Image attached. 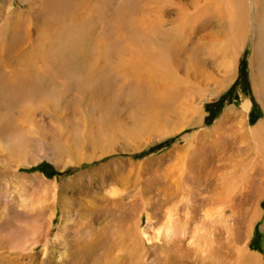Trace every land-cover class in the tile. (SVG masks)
Wrapping results in <instances>:
<instances>
[{"label": "rangeland", "instance_id": "374dc122", "mask_svg": "<svg viewBox=\"0 0 264 264\" xmlns=\"http://www.w3.org/2000/svg\"><path fill=\"white\" fill-rule=\"evenodd\" d=\"M76 1L0 0V129L7 127L0 134V264H247L242 247L264 258V126L256 137L242 132L264 125L251 68L256 0H241L250 31L244 26L246 38L231 43L228 77L215 68L222 54L214 45L226 40L221 17L201 13L186 47L199 46L203 73L215 71L222 81L203 82L198 94L173 93L171 110L182 114L186 100L194 109L171 115L163 136L133 139L119 129L138 115L132 96L119 99L126 84L118 78L110 86L109 69L92 98L83 97L75 67L98 60L101 38L105 60L97 66L115 65L141 18L160 19L164 29L163 21L179 19L177 7L172 0ZM106 92L119 100L111 110ZM204 130L209 140L198 137ZM204 234L216 250L208 259L197 245Z\"/></svg>", "mask_w": 264, "mask_h": 264}, {"label": "bare ground", "instance_id": "6f19581e", "mask_svg": "<svg viewBox=\"0 0 264 264\" xmlns=\"http://www.w3.org/2000/svg\"><path fill=\"white\" fill-rule=\"evenodd\" d=\"M78 1H80V2L82 1L81 3H83L86 0L85 1L78 0ZM174 1H176V0H172V4H175L177 7L176 13H177V16L179 19H176V21H174V23H172L171 25L167 24V23L164 24V21H163V26L167 25V27H165L163 29V27L160 28V26H158V24H157L162 20L154 19V18H150V17L146 18V17H148L147 15L145 16V19L141 18L140 23L137 25V27L135 25V28L137 30L138 35H136V33H135V37L131 38L129 40L130 44L127 43L128 45L125 46V49L122 51H119V53L122 52L123 54H122V57L118 61H115L116 62L115 65L109 67L108 65H103V63H102V65L97 66V63L99 60H105L104 55H103V50H102L103 46H104L103 45V38H101V39H98V41L96 42V46L98 49L96 50V52L94 54V55L99 57V58L97 57L98 60H96L95 58H92L90 61L87 62V66L86 65L83 66L81 64L80 67H78V68L75 67V70L77 69V72L80 73V77L78 75L79 81L77 80V82L83 83L82 87L79 86L80 87V92H79L80 96H83V97L88 96L89 98H92V96H91L92 91L95 92L94 90H95L96 83H97L98 79L104 78L109 69L113 73L112 77H114L113 82L112 83L109 82L110 86H112L114 84V81L117 80L118 78H120L122 80V84H124V85L126 84V86L123 88V90H121V92H120V89H118L119 90L118 92H120L119 95L121 96V97H119V99H125L124 97H126V96L127 97L132 96L133 100H134V102L131 104L132 108H133V112H135V114H138V115L136 116L134 114L136 117L133 118V123H132L133 126H130L127 129H125V128L122 129L121 127H119V129H121V132H122V130L124 132H126V135L129 137H132V139H133V137H138L140 135V133H143V132H147L148 135L160 134L163 136L164 134L167 133V131L165 130L164 127L167 125H170V123L172 122L170 120L171 115H172V117L173 116L175 117V115H182L185 117L186 113H189L190 110L194 109L191 106L189 100H186L185 103L184 102L182 103L183 104V107H182L183 110L181 109L182 114H180V112L177 111L178 109L177 110H174V109L171 110V108H172L171 100L173 99L172 98L173 93H175V94L188 93L191 95L198 94L204 90V88L202 86L203 82L210 84L211 81H214L215 83H219L220 81H222L223 77L218 76V75L215 76V71H208L207 73H203L204 67L201 63L202 59L200 56L201 51L198 50L199 46L192 45L190 48L186 47V44L189 41L188 33L190 35H191V33L195 34V32H196L195 31V24L198 22V18H199V16H201V13L207 14V15L212 14V16L221 17V20H222L221 25H222V29H224L223 32H225V34H226V40H224L223 44L221 43L220 45L219 44L214 45V47L218 50V52H221V54H222L221 60L216 61V64H218V65L215 66V68L220 69L221 71L226 70L225 72L228 74L227 77L231 75V72H233L232 71L233 58H231L232 54H231V47H230L232 45L231 43H233L234 40L237 39V37H241L242 39L246 38L245 34H243L244 38L242 37V28L244 26L247 27V29L250 31L249 25H248V23H249L248 22V20H249L248 7L249 6L247 7L246 4L244 6L242 4L241 0H210V1L209 0H187V3L182 1V0L176 1L175 3H174ZM223 1L224 2L226 1L227 4L230 5V7H231V10L229 12L230 16L228 17L226 22L223 21V19L225 17L224 14H226V12H227V11L223 12V10H224ZM261 1L264 2V0H261ZM56 2L57 3L52 2L53 5H50L51 10H54L56 8L55 7L56 5H58V7L60 6L58 1H56ZM74 2L77 3L76 0H74ZM87 4H89V3L87 2ZM255 4L257 6V10L259 9V11H260V16L258 14L259 11H257V18L255 19L256 25L254 26V28H255V40H254V46H253L254 47L253 53H252V57H251V68H252V78L254 80V85H255V91H256L258 98L260 99V101L262 103L263 108H264V3L262 4V7H263L262 11L260 9L261 8L260 0H256ZM188 5H190L194 10L193 11L189 10ZM82 6L84 7V3ZM87 11H88V9H87ZM140 12H142V11H140ZM140 14L142 15V13H140ZM144 14L142 15L143 17H144ZM71 15H72V11H71ZM231 16H232V18H230ZM258 16H259V18H258ZM79 17H80V15H79ZM146 19H147V22L145 21ZM246 20H247V23H246ZM91 28H92V26H91ZM91 28H88V34L92 32ZM105 34H106V32H105ZM130 34H132V33H130ZM160 34H162L163 36L162 35L159 36ZM82 36H80L79 39L84 40V38ZM175 38H177V39L175 40ZM75 39H77V38H75ZM87 41H89V40H87ZM84 42L85 41H83V44H84ZM199 42L201 44H204L205 41L201 40ZM125 43H126V40H125ZM217 43L218 42H216L215 44H217ZM118 49H120V48H118ZM107 53H108V51H107ZM182 57L187 59L186 62L184 61V59H182ZM30 58H31V56H30ZM84 62L85 61H83V63ZM25 63H27V62H24L23 64H25ZM35 63L37 64V62H35ZM99 64H100V62H99ZM32 66L33 65H30V68H32ZM28 67H29V65H28ZM49 67L51 68V66H49ZM18 69H19V67H18ZM212 70H215V69H212ZM233 70H234V64H233ZM37 71H38V69H37ZM30 72H31V70H30ZM38 72H35V73H38ZM77 72H75V73H77ZM182 73H184V75H182ZM62 74H63V71H62ZM64 74H65V72H64ZM204 74H205V81L202 80V77ZM34 75H36V74H34ZM38 75H39V73H38ZM81 75H83V76H81ZM224 75H222V76H224ZM22 77H24V76H22ZM35 78H36V76H35ZM190 78L192 80H195V81L189 82L188 80H191ZM225 79H226V77H225ZM35 81H33V83ZM41 81L42 80H39L40 84H41ZM54 82H56V81H54ZM225 82H226V80H225ZM27 83H29V82H26V84ZM36 83H37V81H36ZM76 84H78V83H76ZM91 84H93V88L91 90L90 89L88 90V87ZM101 85H103V84L101 83ZM27 86H24V88L25 87L27 88ZM98 86H99V84H98ZM131 86H132V88H131ZM40 87H42V85ZM60 88L61 87H59L58 90L62 91V89H60ZM115 88L116 87H114V89ZM34 89H37V88H33V91H34ZM49 89H47V90H49ZM96 89H97V92H104L103 88H101V87H98ZM23 90H25V89H23ZM63 90H65V89H63ZM61 91H59V92L61 93ZM35 92H36V90H35ZM45 92H46V90H45ZM24 93L25 92L23 91V96H25ZM35 94H37V93H35ZM106 94H108L109 96H107V98H104V101H109L108 108H109V110H111L112 108H114L113 103L119 102V100L115 99V96H113L112 94H109L108 92H106ZM59 95H61V94H59ZM65 95H66V93H65ZM144 96H145V98H144ZM36 97H38V96H36ZM3 98H4V96H3ZM143 98H144V100H143ZM19 99H20V97H19ZM27 100H30V99H29V97L26 96L25 101L27 102ZM58 101L60 103V100H58ZM30 102H31V100H30ZM79 102H82V104L84 106V103H83L84 100L78 101V104H79ZM7 103H8V101H7ZM43 103H41V104H43ZM51 103H53V102L51 101ZM249 103H247L248 106H249ZM18 104L20 106V102ZM248 106L246 105V107H248ZM246 107H245V109H246ZM20 108H22V106H20ZM136 108H138L139 111L141 109V111L140 112L138 111V113H136V111L138 110V109L136 110ZM6 109L8 111V107ZM39 109H42V107ZM17 110L20 111L18 108H17ZM170 110H171V112H170ZM57 111L59 112V110H57ZM107 111H108V109H107ZM168 112H170L171 114H169ZM3 113H4V111H3ZM30 113L33 114L34 112H30ZM47 113H48V111H47ZM9 114H12V116H15L14 112L10 111ZM16 114H17V111H16ZM17 116L21 118V116L23 117L24 114L21 116L20 115H17ZM31 116H33V115H31ZM28 120H30L31 122L34 121V119H32V120L28 119ZM25 121H26V119H25ZM176 121H177V119H176ZM4 124H6V123H4ZM263 126L264 125L257 126L258 128L255 130H253V129L248 130V128L245 126V128H243L242 132L245 135L246 134L247 135H253V136L258 135V134L261 135V133H262L261 129ZM4 127H6V126H4ZM23 127H24V125H22V128ZM122 127H124V126H122ZM6 128H4V129L6 130ZM4 129H2V127H1L0 134H2V135L4 134V132L2 131ZM234 130H236V132H237V129H234ZM116 134H119V133H117L115 130V131H113L112 136H110V137L114 138V137H116L115 136ZM211 136H212V134L210 131L204 130L200 133V135L198 137L200 139H204L206 141V140H209ZM170 227H172V226H170ZM202 235H203V233H202ZM196 236H198V232H197ZM208 236L209 235L204 234V237L207 238L205 240H207V241L203 242V244L201 243V241L199 243H197V245L199 247L201 246L202 251L204 253L203 255L200 256V258H202V259H208V257L211 256L212 254H214L216 251L215 246H214L215 244H214L213 240L210 239L211 237L208 238ZM250 252L248 251V249L246 247L241 248L240 259H242L244 261V263H247V264H264V258H261L257 254L254 255V253L252 254ZM207 255H208V257H207ZM91 257H92V255H91ZM98 257L99 256H97V258ZM252 258L254 259V262L250 261V259H252ZM90 260L88 259L89 262H90ZM172 260H173V258H172ZM95 261L97 262V260H95ZM89 262H88V264H89ZM181 262L183 263V261H181ZM203 264H205V263L203 262ZM208 264H209V262H208Z\"/></svg>", "mask_w": 264, "mask_h": 264}]
</instances>
